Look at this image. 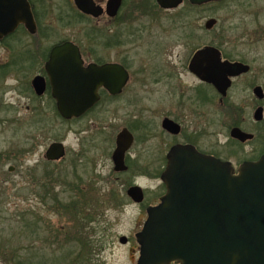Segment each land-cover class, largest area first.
Instances as JSON below:
<instances>
[{
  "label": "flooded vegetation",
  "instance_id": "af4514ba",
  "mask_svg": "<svg viewBox=\"0 0 264 264\" xmlns=\"http://www.w3.org/2000/svg\"><path fill=\"white\" fill-rule=\"evenodd\" d=\"M28 2L34 30L20 23L0 37V52H7L0 56V136L7 137L0 144V163L11 164L0 180L14 175L16 165L32 162L35 165L29 171H38L44 164L54 165L67 157L64 141L47 135L54 129L46 120L48 115L81 133L74 153L77 164V160L83 163L86 153L83 145L87 139L82 135L87 128L108 135L110 176L128 182L126 194L133 186L141 187V203L127 197L146 212L166 194L163 176L180 161L184 148L229 163L234 175L245 163H256L264 156V0H214L200 6L183 0L174 10L162 9L157 0H121L118 6L117 0ZM208 5L214 7V15L205 20L202 29L183 22L188 10L199 15ZM150 10L175 17L173 37L166 29L160 35L152 31L150 25L159 15ZM210 19L214 25L206 29ZM169 26L172 30V23ZM69 29H78V33L68 35ZM204 32L212 34L211 41L200 44ZM68 43L79 50L84 69H113L104 74L117 79L120 89L116 92L115 85H103L91 109L66 120L53 98L47 67L53 50ZM206 49L212 52L202 56L192 70L193 59ZM37 77L45 83L41 94L34 84ZM125 132L133 141L123 155L126 168L117 170L114 153ZM60 142L66 156L49 160V147ZM55 175H48V180ZM139 181L154 185L145 188ZM150 195L153 199L148 201Z\"/></svg>",
  "mask_w": 264,
  "mask_h": 264
},
{
  "label": "water",
  "instance_id": "95a60500",
  "mask_svg": "<svg viewBox=\"0 0 264 264\" xmlns=\"http://www.w3.org/2000/svg\"><path fill=\"white\" fill-rule=\"evenodd\" d=\"M189 1L200 6L214 0ZM157 2L162 9L174 10L183 0ZM117 3L121 4V0ZM20 23L32 31L35 28L28 0H0V37ZM213 25L214 20L210 19L205 27L212 29ZM208 52L212 49L197 53L192 70ZM70 62L72 66L60 65ZM47 71L53 98L66 120L91 109L99 99L97 90L103 85H115L116 92L120 89L117 79L104 74L113 69H84L79 50L70 43L53 50ZM34 84L38 93L45 91L42 77H37ZM132 141L129 133L120 134L114 153L117 170L126 168L123 155ZM179 154L180 161L169 166L163 176L166 194L159 205L147 209V220L135 235L139 245L137 264H264V156L256 163H245L234 175L229 163L195 149L184 148ZM65 156L62 142L52 144L46 154L53 161ZM127 195L135 203L144 200L139 186L131 187ZM120 243L127 244L128 238L120 237Z\"/></svg>",
  "mask_w": 264,
  "mask_h": 264
},
{
  "label": "rangeland",
  "instance_id": "374dc122",
  "mask_svg": "<svg viewBox=\"0 0 264 264\" xmlns=\"http://www.w3.org/2000/svg\"><path fill=\"white\" fill-rule=\"evenodd\" d=\"M153 11L150 10V14L155 12L159 16L156 22L150 25L152 31L160 35L162 30L166 29L173 37L176 33L173 25L175 17L173 15L168 17L167 13L161 11ZM213 15L214 7L208 5L204 7L203 14L196 15L188 12L183 22L190 24L189 27L193 29H202L205 20ZM143 22L151 23L149 19H144ZM168 23L169 25L172 23V30ZM70 30L66 31L68 35H74L78 31V29L71 32ZM211 37L212 34L204 32L200 37L203 39L199 43L207 44L211 41ZM171 39L168 42H171ZM156 40L159 41L160 38L157 37ZM6 53V51L0 52V56H6ZM15 100L27 102L26 99L15 98ZM28 103L30 104V100ZM46 120L54 125L52 132L47 134L48 137L57 136L64 141L67 157L54 165L44 164L41 169H37L38 171L34 169L35 174L28 169L35 165L32 162L28 165H16L17 170L14 175L0 180V229L4 228L7 235L3 237L6 239L12 234L9 224L12 223V226H15V221L23 212L26 220L33 215L41 219L40 239L37 246H49L50 248L47 249L49 257L54 252L59 256L71 250L79 252L81 246H78L77 238L82 236L83 241L89 243L87 249L92 252L88 256L90 264H136L139 257V245L135 235L141 231L147 220V213L143 206L129 200L125 187L127 183L124 184L110 176L112 167L107 154L108 135L95 134L93 129L87 128L82 135L87 139L83 145L86 153L84 158H81L83 163L77 160V164L74 161V153L79 148L78 140L81 138V133L71 130L70 123L59 120L55 116L48 115ZM6 139L7 137L0 136V144L6 142ZM48 144L49 140H46L45 150ZM9 166L11 164L0 163V175L7 172ZM53 173L56 175L49 181L48 175ZM139 182L145 188L148 186L152 188L154 185L150 181ZM119 199L124 201L122 205ZM152 199V195L148 196V201ZM89 211H92V215ZM90 217L92 218L89 219ZM122 236L128 238L127 244L120 243ZM28 237L26 233L24 241L26 245ZM53 242L56 243L53 244ZM65 243L67 245L62 250L61 246ZM0 244V246L5 244L2 237ZM0 264H4L1 259Z\"/></svg>",
  "mask_w": 264,
  "mask_h": 264
},
{
  "label": "trees",
  "instance_id": "16d2710c",
  "mask_svg": "<svg viewBox=\"0 0 264 264\" xmlns=\"http://www.w3.org/2000/svg\"><path fill=\"white\" fill-rule=\"evenodd\" d=\"M188 12L192 11L188 10ZM119 203L122 205L124 201L119 199ZM83 205L85 206L86 204ZM89 213L92 215V211H89ZM31 217L26 220L22 212L19 219L15 221V226H12V223L9 224L12 234L6 239L4 238L7 236L5 235V229H0V239L2 237L3 242H5L4 246H0V259L4 264H90L88 256L92 252L87 249L89 243H85L82 236L77 238L78 246H81L79 252L77 250L75 252L71 250L67 251V253L63 252L64 254L61 253L63 254L62 256L54 252L49 257L47 252V249L50 248L49 246H37V242L40 239L41 219L34 217V215ZM26 233L29 236L27 245L24 243ZM55 243L53 242V244ZM66 245L67 243L61 246L62 250ZM74 254L75 256H73Z\"/></svg>",
  "mask_w": 264,
  "mask_h": 264
}]
</instances>
